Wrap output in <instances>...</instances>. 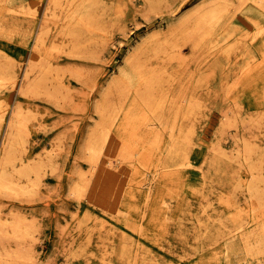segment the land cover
<instances>
[{"label": "rangeland", "instance_id": "obj_1", "mask_svg": "<svg viewBox=\"0 0 264 264\" xmlns=\"http://www.w3.org/2000/svg\"><path fill=\"white\" fill-rule=\"evenodd\" d=\"M213 1L61 0L59 9L50 0H0V155L17 110L25 112L20 118L26 131L15 142L18 152L13 149L12 160L17 161L18 155V161L4 166L5 173L24 190L0 193V231L10 232H0L5 236L0 238V264L6 260L5 251L25 258L12 259L17 264H264L262 254L247 256L243 240L235 234L240 226L239 230L249 227L258 232L264 225V199L249 192L253 184L249 161L241 157L243 145L253 146L251 161L262 164L263 179L254 189L264 198V15L260 27L255 26L245 17L247 7L236 3L228 11L235 24L224 26L223 21L208 33L195 31L194 20L179 26L185 15ZM82 4H92L90 19L80 17ZM86 22L88 29L82 28ZM38 34L44 45L40 52L35 45ZM132 54H138L145 70L160 77L152 95L164 99L157 113L168 126L158 125L161 143L157 145L162 150L169 138L168 127L176 121L180 129L176 128V136L189 140L186 163L177 167L180 171L170 168L176 171L173 181L157 184L150 197L146 188H135L139 181L135 156L129 164L120 158L127 148L116 127L121 112L115 114L116 128L101 117V109L115 113L124 102L114 82L127 69L126 60ZM30 62L37 66L30 77L38 83L28 92L22 78ZM14 70L19 73V87L6 81ZM130 79L132 86L126 92L133 98L141 78ZM188 101L200 106L186 114ZM175 113H179L177 118ZM94 140L104 150L99 149L97 166L91 169ZM151 151L145 163H154L158 149ZM25 167L32 181L37 178L34 170L39 173L35 185L26 182ZM14 215L23 220L22 234L10 227L16 221Z\"/></svg>", "mask_w": 264, "mask_h": 264}, {"label": "bare ground", "instance_id": "obj_2", "mask_svg": "<svg viewBox=\"0 0 264 264\" xmlns=\"http://www.w3.org/2000/svg\"><path fill=\"white\" fill-rule=\"evenodd\" d=\"M66 1V0H65ZM90 1V0H89ZM69 2V1H68ZM67 2V3H68ZM79 3H80V1H78ZM39 3V2H38ZM50 3H52L51 5H56L57 6V8H58V6H59V4L61 3V0H50ZM67 3H64L65 5L67 4ZM84 3V2H83ZM239 4L240 6H242V5H244V8H245V6L247 7V9L245 8L244 10H246L245 11V17H246V19H248L253 25H255V26H259L260 25V23L262 22V17H263V11L262 12H260V11H258V8L257 7H260V9H263L264 10V0H214L213 2H211L210 4H208L207 6H203L201 9H197V11H193V13H191V14H189V15H185L183 18H181L180 20H179V26L181 27V24H184V23H186V22H189V21H191V20H194V26H193V29L195 30V31H202V30H204L205 32L206 31H214V28H216V26L217 25H219L220 23H222L223 21L225 22V24L226 25H224V26H227V25H232V24H235V20L233 19L234 17H233V15L232 14H229L228 13V11L230 12V10H231V8H232V6L234 5V4ZM93 4V3H92ZM92 4L90 5V4H82L81 6H80V8L78 9V13L80 14V17H83L84 19H90V17L93 15L92 14V8H93V6H92ZM97 4V3H96ZM36 5V4H35ZM61 6H62V4H60ZM79 5V4H78ZM206 5V4H205ZM49 6V5H48ZM64 6V5H63ZM65 7V6H64ZM63 7V8H64ZM69 7H70V5H69ZM72 7V6H71ZM24 8V7H23ZM35 8V7H34ZM50 8V7H49ZM66 8V7H65ZM74 8V7H73ZM31 9H33V8H31ZM30 9V12L32 11ZM51 9V8H50ZM53 9V8H52ZM59 9H62V8H60V6H59ZM58 9V10H59ZM12 10V9H11ZM48 10V9H47ZM54 10V9H53ZM66 10V9H65ZM73 10V9H72ZM71 10V11H72ZM243 10V9H242ZM5 11V10H4ZM23 10H21V12H22ZM25 11V10H24ZM36 11V10H35ZM51 11V10H50ZM6 12V11H5ZM29 12V11H28ZM37 12V11H36ZM35 12V13H36ZM49 12V11H48ZM241 12V11H240ZM18 13V12H17ZM25 13V12H24ZM33 13H34V11H33ZM32 13V14H33ZM53 13V12H52ZM13 14V13H12ZM15 14V13H14ZM71 14V13H70ZM20 15V14H19ZM22 15V14H21ZM35 15L36 14H34V17H35ZM50 15V14H49ZM53 15V14H52ZM69 15V14H68ZM82 15V16H81ZM26 16V15H25ZM29 16H30V14H29ZM75 16H76V14H75ZM74 16V17H75ZM196 17V18H193V17ZM19 17V16H18ZM46 17V16H45ZM45 17H43V18H45ZM52 17V16H51ZM68 17H70V16H68ZM79 17V18H80ZM244 17V16H243ZM14 18H16V17H14ZM47 19H48V17H46ZM54 18V17H53ZM59 18V17H58ZM65 18V17H64ZM193 18V19H192ZM236 18V17H235ZM242 18V17H241ZM11 19V18H10ZM26 19V18H25ZM57 19V18H56ZM68 19V18H67ZM73 19V18H72ZM95 19H96V16H95ZM63 20V19H62ZM66 20V19H65ZM64 20V21H65ZM92 20V19H91ZM94 20V19H93ZM45 21V20H44ZM61 21V20H60ZM83 21V20H82ZM81 21V22H82ZM178 20H176V22H177ZM51 22V21H50ZM67 22H69V21H67ZM80 22V23H81ZM89 22H90V20H89ZM44 23V22H43ZM65 23V22H64ZM83 24H84V22H82ZM190 23V22H189ZM48 24V23H47ZM86 24L87 25H83L82 26V28H84V26H88V23L86 22ZM95 24V23H94ZM224 24V23H223ZM223 24H222V26H223ZM44 25V24H43ZM119 25V24H118ZM221 25V24H220ZM80 26V25H79ZM95 26V25H94ZM43 27V26H42ZM66 27H69V26H66ZM65 27V28H66ZM90 26H88L87 28H85V29H88ZM190 27H192V26H190ZM260 27V26H259ZM30 28V27H29ZM64 28V29H65ZM70 28H72V27H70ZM73 29H75V25H74V28ZM182 29V28H181ZM185 29H187V28H185ZM191 29V28H190ZM41 31V30H40ZM48 30H46V32H47ZM64 31V30H63ZM94 31V30H93ZM212 31V32H213ZM229 31H231V30H229ZM32 32V31H31ZM42 32V31H41ZM46 32H43V33H46ZM66 32H67V30H66ZM69 32H71V31H69ZM88 32V31H87ZM92 32V31H91ZM212 32H209L210 33V35H211V33ZM228 32V31H227ZM43 33H41V34H43ZM63 33V32H62ZM72 33H74V32H72ZM71 33V34H72ZM79 33V32H78ZM88 33H90V32H88ZM196 32H194V34H195ZM206 33H208V32H206ZM233 33V32H232ZM65 34V33H64ZM69 34V33H68ZM68 34H67V36H68ZM82 34V33H81ZM91 34V33H90ZM193 34V35H194ZM197 34V33H196ZM202 34V33H201ZM231 34V33H230ZM39 36H37V39H36V42H35V45H36V48H37V50H38V52H40V48H41V45L43 44L42 43V35L40 36V34H38ZM66 35V34H65ZM198 35H200V34H198ZM45 36H47L46 34L44 35V37ZM73 36H74V34H73ZM197 36V35H196ZM200 36H203V35H200ZM227 36H229V35H227ZM43 37V38H44ZM72 37V36H71ZM77 37H79L78 35H77ZM227 38V37H226ZM259 38V37H258ZM80 39V38H79ZM46 40V39H45ZM220 41V40H219ZM46 42V41H45ZM75 42V41H74ZM197 43V42H196ZM44 44H46V43H44ZM165 44V43H164ZM227 44V43H226ZM56 45V44H55ZM168 45V44H167ZM192 45V44H191ZM44 45H42V47H43ZM46 46V45H45ZM65 46V45H64ZM165 46V45H164ZM75 47V46H74ZM35 49V48H34ZM43 50V49H42ZM44 50H45V47H44ZM192 50V49H191ZM197 52V51H196ZM217 52V51H216ZM37 55V54H36ZM133 55V57L131 56L130 58H128L127 60H126V64H127V69H129L130 68V71L129 70H127V69H123L122 71H120V79L118 80V81H116V82H114V83H116L115 85H117L118 87H119V89H120V91H121V95H122V98L124 99V102L121 104V105H119L118 106V111H115V113H114V111H112V112H109V111H107L106 109H101V117H102V121H103V123H108L109 125H111V127H115V125H116V119H117V116L115 115L116 113L117 114H120L119 112H121V121H120V123L116 126L117 127V131L119 132V134L121 135V136H123V138H124V142H127V148L124 150V148H123V151H124V153H125V151H126V153L123 155V157L121 156L122 154H120V152H119V156H121L120 158H122V161L123 162H125L126 160H127V164H129V162L132 160V162H133V158H134V156H135V158H136V163H135V171H137V173L139 174V176H137L138 177V179H139V181H137L135 184V188H137V189H145V194H146V197H150V194H151V192H152V188H155L156 186H157V184H160V183H170V181H173V177H174V175H176V171L175 170H171L170 168H173V167H175V169L179 166V165H182V164H184V163H186V160H185V158L188 156V154H187V151L189 150L188 148V139L185 137V138H182V139H179V137L178 136H176L177 134H175L176 132H178L180 129L179 128H177V126H176V122H174L175 124H171V126H169L168 128H169V138L167 139V141H165V143H163L162 144V150H161V147H159L160 146V144L159 143H161L160 141H161V133H160V131H159V128H158V125H160V126H162V128L164 129H166V127L168 126V125H166V123L164 122L165 120V118H164V116H162L161 114H158L157 112H160V109H161V105H162V101H164V99L163 100H160V99H158V98H160L161 96L160 95H158L159 97H155V95H152V93H153V91L154 90H156V86H157V83H158V80L160 79V77H159V74H157V73H153V71H151L150 70V72L149 71H147V70H145V68H144V66H143V64H139V62H140V60H138V58H137V55L135 56L134 54H132ZM222 55V54H221ZM220 55H218V57H219ZM223 57V56H222ZM221 57V58H222ZM264 56H262L261 58H263ZM39 58V57H38ZM220 58V57H219ZM31 59V58H30ZM40 59H42V58H40ZM160 59V58H159ZM217 59V58H216ZM1 60V59H0ZM5 60V59H4ZM3 60V61H4ZM221 60V59H220ZM45 61V60H44ZM47 61V60H46ZM167 61V60H166ZM260 61V60H259ZM1 62H2V60H1ZM5 62V61H4ZM36 62V61H35ZM40 62H41V60H40ZM160 62V61H159ZM226 62V61H225ZM229 62V61H228ZM38 62H36V64H37ZM46 63V62H45ZM214 63V62H213ZM0 64H3V63H0ZM40 64V63H39ZM46 64H48V63H46ZM217 64V63H216ZM30 69L28 68V69H26L25 70V72H24V75H23V81L26 79V83L24 84L23 83V85L24 86H22L23 87V89H24V91L25 90H31L32 88H34L36 85H37V79H34V80H32V78L30 77V74H31V71H33L34 72V70H35V68L37 67L36 65H35V63H31L30 62ZM49 65V64H48ZM210 65V64H209ZM244 65V64H243ZM43 66V65H42ZM53 66V65H52ZM5 67V66H4ZM39 67H40V65H39ZM43 67H45V65L43 66ZM47 67H49V66H47ZM2 68V67H1ZM16 68V67H15ZM253 68H256V67H253ZM252 68V69H253ZM39 69V68H38ZM47 69V68H46ZM50 69V68H49ZM6 70V69H5ZM18 70V69H17ZM16 70V71H17ZM37 70V69H36ZM51 70V69H50ZM15 70L13 71V73H11V74H9L7 77H6V81L9 83V84H12L13 86H15V84L18 82L17 81V77H18V75L17 74H19V73H17ZM43 71H44V69H43ZM46 71V70H45ZM49 71V70H48ZM60 71V70H59ZM199 71V70H198ZM209 71V70H208ZM51 72V71H50ZM244 72V71H243ZM55 73V72H54ZM60 73V72H59ZM238 73H240V72H238ZM1 74V73H0ZM37 74V73H36ZM41 75H42V73H40ZM34 75V74H33ZM41 75H39V76H41ZM43 75H45V73L43 74ZM43 75H42V77H43ZM46 75H48V74H46ZM49 75H50V73H49ZM48 75V76H49ZM239 75V74H238ZM248 75V74H247ZM38 76V77H39ZM137 77V76H139V79L141 78V84L139 85V84H137L136 86H137V88H135V90L134 91H136V93L134 94V96H133V98H131L130 96H127L128 94V92H126V90H128L129 91V89L131 88V86H132V84H130L131 83V79L130 78H134V77ZM236 76H237V74H236ZM3 77V76H2ZM37 77V78H38ZM64 77V76H63ZM235 77V76H234ZM0 78H1V76H0ZM19 78V77H18ZM47 78V77H46ZM48 79V78H47ZM54 79V78H53ZM136 79H138V78H136ZM180 80V79H179ZM1 81H2V79H1ZM51 81V80H50ZM133 81H135V80H133ZM47 82V81H46ZM1 83V82H0ZM40 83V82H39ZM43 84V83H42ZM48 85H49V83H47ZM47 84H46V86H47ZM17 85V87H19L18 85L19 84H16ZM140 86H141V88H140ZM1 87V86H0ZM6 87V86H5ZM22 87H21V89H22ZM38 87V86H37ZM49 87V86H48ZM56 87V86H55ZM43 88H44V85H43ZM13 89V88H12ZM45 90V89H44ZM51 90V89H50ZM29 92V91H28ZM33 92H35V91H33L32 90V93ZM51 92V91H50ZM20 93H22V92H20ZM38 93V92H37ZM47 93V92H46ZM55 93V92H54ZM154 93H156V92H154ZM26 94V93H25ZM56 94V93H55ZM55 94H53L54 95V98H55ZM156 94H158V93H156ZM161 94V93H160ZM28 95H30V94H28ZM45 95V94H44ZM162 95V94H161ZM164 95V94H163ZM162 95V96H163ZM178 95V94H177ZM26 96V95H25ZM58 97V96H57ZM178 99V98H177ZM189 99V98H188ZM193 99V98H192ZM193 101V100H192ZM191 101V102H192ZM177 103V102H176ZM180 103V102H179ZM193 103V102H192ZM189 103V101H188V104L186 105V107H185V110H184V113H186V111H188L189 112V110H191V111H195L199 106H200V103L198 102V103ZM184 105H185V103H183ZM176 105V104H175ZM102 106V105H101ZM181 106V105H180ZM164 107V106H163ZM184 107V106H183ZM17 108H18V106H17ZM180 108V107H179ZM178 109V108H177ZM15 110V109H14ZM20 110H22V114H23V109H20ZM190 111V112H191ZM179 112V111H178ZM21 113V111H19V110H17L15 113H14V115L12 116L13 117V119H12V121L9 123V125H8V129H9V132H8V134L6 135V140L5 141H7V143H6V145L4 146V147H2V151H3V153L0 155V193H3V192H8V191H18V192H20V191H22V190H24V189H21V188H19V183H17V182H15V181H13L12 179H10V177L5 173V170H4V166H6L5 164H7L8 162H13V161H16V160H12L13 159V155H14V151H13V149H14V147H15V142H18L23 136L21 135V133L23 132H26V131H23V123L24 122H21V116H22V114H20ZM25 113V112H24ZM183 113V114H184ZM198 113V112H197ZM27 114V113H26ZM25 114V115H26ZM176 114V113H175ZM182 114V113H181ZM187 114V113H186ZM25 115H23V117L25 116ZM177 115V116H176ZM175 115V117L177 118L178 117V115H179V113H177ZM30 117V116H29ZM174 117V118H175ZM182 117V116H181ZM180 117V118H181ZM27 118H28V116H27ZM183 118H185V116H183ZM23 119V118H22ZM26 119V118H25ZM30 119V118H29ZM187 119V118H186ZM192 119H193V117H192ZM2 120V119H1ZM0 120V121H1ZM24 120V119H23ZM22 120V121H23ZM175 119H173V121H174ZM177 120V119H176ZM190 120V119H189ZM181 121H182V119H181ZM101 123V122H100ZM98 124V123H97ZM25 125V124H24ZM28 125V124H27ZM99 126H100V124H98ZM102 125V124H101ZM106 126V127H110V126ZM101 127V126H100ZM115 127V128H116ZM226 127H228V126H226ZM97 128H98V126H97ZM102 128V127H101ZM161 128V127H160ZM176 128H177V130H176ZM225 128V127H224ZM98 129H100V128H98ZM104 129V128H103ZM102 129V130H103ZM105 129H107V128H105ZM104 129V130H105ZM103 130V131H104ZM161 130V129H160ZM181 130H182V128H181ZM188 130V129H187ZM192 130V129H191ZM103 131H98V132H103ZM112 131V130H111ZM165 131V130H164ZM189 131V130H188ZM28 133V132H27ZM26 133V134H27ZM94 133V132H93ZM188 133H190V132H188ZM25 134V135H26ZM98 134V133H97ZM102 134V133H101ZM192 134V133H191ZM103 135V134H102ZM109 135H111L110 133H109ZM186 135V134H185ZM27 136V135H26ZM97 136H99V135H97ZM187 136V135H186ZM93 138V137H92ZM94 138H95V136H94ZM97 138H99L100 139V141H101V138H102V140L104 141V139L106 140V138H105V135L104 136H102L101 138L100 137H97ZM122 138V139H123ZM149 138H151V139H149ZM4 140V139H3ZM107 140H109V139H107ZM150 140H153V143H156V144H154L155 145V147H156V145H157V147H156V149H158V151L155 153V161H154V163H145V156H147V152H148V150L149 151H151V150H153L152 149V147H153V143H152V141H150ZM98 141L99 140H94L93 141V143L91 144V147H90V158H89V160H90V163H91V169H93V168H95L96 166H97V157H99V153H101V152H103V150H102V148H103V144H105V143H107V142H105V143H100V145L102 146V148L100 149L99 148V144H98ZM4 142V141H3ZM22 142V141H21ZM91 142V141H90ZM89 142V143H90ZM119 142V141H118ZM123 142V143H124ZM162 142H163V140H162ZM5 143V142H4ZM121 143L122 142H120L119 143V145H121ZM106 145H108V143L106 144ZM24 146V145H23ZM86 146V145H85ZM109 146V145H108ZM122 146H124V144H122ZM19 147V146H18ZM87 147V146H86ZM112 147V146H111ZM116 147V146H115ZM118 147V146H117ZM243 147V150L241 151V153H242V155L243 156H241L242 158H243V160L246 162H248V169L250 170V173H251V175H252V178H251V183L253 182V184H249L250 185V187H249V192L251 193V195H253L255 198H257V199H259V200H263L264 198H263V196L262 195H260V193L258 192V191H256L255 189H254V186H255V183H259V182H262L261 180H263V179H260V164H255V163H252V161H251V153L253 152V146L251 147V146H249V145H243L242 146ZM20 148V147H19ZM106 148H107V146H106ZM221 148V147H220ZM21 149V148H20ZM99 149L100 150H102L101 152H99ZM156 149L153 151V152H155L156 151ZM163 149H164V151H163ZM15 150H17L16 149V147H15ZM27 150V149H26ZM85 150V149H84ZM87 150V149H86ZM108 150V149H107ZM87 151H89V150H87ZM106 151V150H105ZM134 151H135V153H134ZM17 152H18V150H17ZM99 152V153H98ZM152 152V151H151ZM152 152V153H153ZM16 153V152H15ZM23 153V152H22ZM85 153V152H84ZM17 154H21V152L20 153H17ZM16 154V155H17ZM104 154H105V152H104ZM133 154V155H132ZM149 154H150V152H149ZM162 154H164L163 155V157H162ZM21 155H23V154H21ZM101 155V157H102V155L103 154H100ZM106 155V154H105ZM113 155V154H112ZM88 156V155H87ZM114 156V155H113ZM116 156V155H115ZM133 156V157H132ZM154 156L152 157V158H154ZM253 156V155H252ZM15 157V156H14ZM239 157V156H238ZM100 158V157H99ZM116 158V157H115ZM264 158V157H263ZM16 159H17V161H18V155H17V157H16ZM88 159V158H87ZM106 159V158H105ZM108 159V158H107ZM162 159H165V161H166V164H163V160ZM24 160H25V156H24ZM32 160V159H31ZM104 160V159H103ZM111 160V159H110ZM109 160V161H110ZM128 160H130V161H128ZM153 160V159H152ZM151 160V161H152ZM16 161V162H17ZM100 161V160H99ZM102 161V160H101ZM100 161V162H101ZM106 161V160H105ZM134 161V162H135ZM11 162V163H12ZM15 162V163H16ZM102 162H104V161H102ZM121 162V161H120ZM119 162V163H120ZM262 162V161H261ZM10 163V164H11ZM20 163V162H19ZM35 163V162H34ZM40 163V162H39ZM107 163V162H106ZM114 163V162H113ZM113 163H112V165H113ZM13 164V163H12ZM25 164H27V163H25ZM30 164V163H29ZM35 164H37V163H35ZM108 164H109V162H108ZM108 164H106V166H109ZM114 164H116V163H114ZM118 164V163H117ZM122 164V163H121ZM124 164V163H123ZM188 164V163H187ZM214 164H216V163H214ZM32 165V164H31ZM133 165V164H132ZM190 165V164H189ZM188 165V167H190ZM262 165V164H261ZM11 166V165H10ZM104 165L102 164V167H103ZM105 166V167H106ZM124 166V165H123ZM8 167V166H7ZM12 167V166H11ZM28 167V166H27ZM98 167H100V166H98ZM109 167H111V165L109 166ZM130 167V166H129ZM132 167V166H131ZM143 169H142V168ZM9 168V167H8ZM35 168V167H34ZM40 168H41V166H40ZM107 168V167H106ZM106 168H102V169H105L106 170ZM121 168V167H120ZM125 168V167H124ZM180 168H182V167H180ZM185 168V167H184ZM20 170H21V168H19ZM109 168H107V170H108ZM112 169V168H111ZM111 169H110V171H111ZM119 169V168H118ZM167 169V170H166ZM23 170V169H22ZM33 170V169H32ZM97 170H98V168H97ZM100 170V169H99ZM107 170L105 171V172H107ZM125 170V169H124ZM123 170V171H124ZM134 170V169H133ZM177 170H179V168H177ZM182 170V169H181ZM186 170V169H185ZM23 171H25V172H23L24 173V175L23 176H25L26 177V182H28V183H31L32 185H35L36 184V181L38 180V174L39 173H37V170H34V172L36 173V181H35V179H34V181H32V179L34 178H32V179H30L29 177H27L28 176V174H27V169H26V167L24 168V170ZM114 171V170H113ZM119 172H120V170H118ZM180 171V170H179ZM97 172V171H96ZM96 172H95V175H96ZM114 172H116V171H114ZM257 173V175H255V173ZM31 173V172H30ZM107 173H111V174H113L112 173V171L111 172H107ZM122 173V172H121ZM125 174L127 173V172H124ZM129 173V172H128ZM258 173H259V175H258ZM21 174V173H20ZM98 174V173H97ZM106 174V173H105ZM115 174V173H114ZM113 174V175H114ZM118 174H120V173H118ZM21 175V176H22ZM89 175V174H88ZM121 175V174H120ZM119 175V176H120ZM127 176L129 175V174H126ZM131 175V174H130ZM110 176V174H108V178H110L111 179V176ZM117 176V175H116ZM119 176H117V177H119ZM123 176V175H122ZM125 176V175H124ZM20 177V176H19ZM131 177V176H130ZM251 177V176H250ZM16 178V177H15ZM23 178V177H22ZM120 178V177H119ZM118 178V179H119ZM122 178H124V177H122ZM128 178V177H127ZM134 178H136V177H134ZM133 178V180H131L132 182H134V179ZM118 179L116 180V178H115V181H117L118 182ZM126 179V178H125ZM112 180H113V178H112ZM128 180V179H127ZM226 180V179H225ZM22 181V180H21ZM121 181V180H120ZM119 181V182H120ZM123 181H125V180H123ZM38 182V181H37ZM86 182V181H85ZM113 182V181H112ZM250 182V181H249ZM76 183V182H75ZM75 183L73 184V186L75 185ZM101 183H102V181H101ZM114 183V182H113ZM122 183V182H121ZM127 183H129V182H127ZM168 183V184H169ZM177 183V182H176ZM182 183V182H181ZM24 184V183H23ZM25 184H27V183H25ZM122 184H124L125 185V183H122ZM173 184V183H172ZM171 184V185H172ZM178 184V183H177ZM183 184V183H182ZM116 185V184H115ZM176 185V184H175ZM81 186V185H80ZM84 186V185H83ZM82 186V187H83ZM114 186V185H113ZM119 186V185H118ZM131 186V185H130ZM260 186V185H259ZM31 187V186H30ZM77 187V186H76ZM123 187H126V186H123ZM128 188V187H127ZM39 189V188H38ZM76 189V188H75ZM83 189V188H82ZM81 189V190H82ZM111 189V188H110ZM123 189V188H122ZM125 189V188H124ZM123 189V190H124ZM129 189V188H128ZM32 190H33V188H32ZM79 190H80V188H79ZM86 190H88V189H86ZM123 190H121V191H123ZM172 190V189H171ZM125 191V190H124ZM132 191V190H131ZM70 192H71V190H70ZM87 192V191H86ZM85 192V193H86ZM261 192V191H260ZM30 193V192H29ZM78 193H80V191H78ZM82 193V192H81ZM80 193V195L81 196H83L82 194H84V193H82L81 194ZM111 193V192H110ZM74 194H77V190H74ZM121 194H122V192H121ZM121 194H120V196H121ZM131 194V193H130ZM3 195V194H2ZM169 195H171V194H169ZM77 197V196H76ZM79 197V196H78ZM162 197V196H161ZM80 198V197H79ZM122 198V197H121ZM132 198H133V196H132ZM135 198V197H134ZM249 198V197H248ZM112 200H113V198H111ZM167 199V198H166ZM258 200V201H259ZM147 202V201H146ZM149 202V201H148ZM195 202V201H194ZM262 204H263V202H262ZM229 206V205H228ZM147 207V206H146ZM264 207V206H263ZM262 208V207H261ZM264 210V209H263ZM254 213V212H253ZM259 213V212H258ZM3 215H4V213H3ZM248 215V214H247ZM189 216V215H188ZM4 217V216H3ZM17 216H15L14 215V217L13 218H16ZM26 217V216H25ZM18 218V217H17ZM17 218H16V221L15 222H13V225L14 226H10V224H9V226L10 227H13V232L15 231V233L16 234H18L19 232L21 233L22 232V226H21V224H22V222H23V220L22 219H19V220H17ZM19 218H21V217H19ZM11 219V218H10ZM24 219V218H23ZM1 220V219H0ZM4 220V219H3ZM13 221H14V219H12ZM31 221V220H30ZM5 222H6V220H5ZM4 222V223H5ZM26 222V221H25ZM95 222V221H94ZM239 222V221H238ZM2 223H3V221H2ZM3 223V224H4ZM10 223V222H9ZM15 223V224H14ZM28 223V222H27ZM30 223V222H29ZM241 223V222H240ZM25 225H27L26 223H24ZM261 224V223H260ZM4 225H6V223L4 224ZM95 225V224H94ZM240 225H242V224H240ZM30 226V228L32 227L33 228V226H31V225H29ZM96 226V225H95ZM243 226V225H242ZM6 227H7V225H6ZM22 227V228H21ZM36 227V226H35ZM241 227V226H240ZM240 227H237V229H236V233L235 234H237L236 235V237H240V239H242L243 240V245H244V248H245V252H246V254H247V256H255L256 257V255H263L264 256V225H262L261 227H260V229H259V231L258 232H254V231H252V230H248V228L249 227H245L243 230L241 229V230H239L240 229ZM199 228V227H198ZM259 228V227H258ZM2 229V228H1ZM6 229V228H5ZM4 229V230H5ZM12 229V228H11ZM107 229V228H106ZM109 229V228H108ZM3 230V231H4ZM21 230V231H20ZM33 230V229H32ZM3 231H0V232H2V234H3ZM235 231V230H234ZM6 232L7 231H4V234L6 235ZM30 232V231H29ZM8 233V232H7ZM10 233V232H9ZM8 233V234H9ZM24 233H26L25 232V230H24ZM2 234L0 235V238H3V236H2ZM22 234V233H21ZM234 234V235H235ZM24 236H25V234H23ZM22 235V239H23V236ZM101 235V234H100ZM233 235V234H232ZM233 235V236H234ZM2 236V237H1ZM8 236V235H7ZM10 236H12V234H10ZM33 236V235H32ZM126 236V235H125ZM5 237V236H4ZM28 237V236H27ZM14 238V237H13ZM12 238V239H13ZM15 239V238H14ZM22 239H20V240H22ZM25 239H26V237H25ZM1 240V239H0ZM28 240V239H27ZM2 242V241H1ZM0 242V243H1ZM11 242V241H10ZM21 243V242H20ZM99 243V242H98ZM104 245V244H103ZM139 245V244H138ZM142 245V244H141ZM23 247V246H22ZM229 247V246H228ZM231 248H232V246H230ZM229 247V248H230ZM137 248V247H136ZM230 248V249H231ZM253 248H254V250H253ZM21 249V248H20ZM4 250V249H3ZM142 250V249H141ZM4 252V251H3ZM14 253V252H13ZM25 254V253H24ZM3 256H5V259L6 260H4V262L2 263V264H17L15 261L16 260H18V259H25V258H23V256L22 255H20V254H18V252H16L15 254H10L9 252H8V254H6V251H5V254H2ZM28 255V254H27ZM27 255H26V257H27ZM144 258V257H143ZM3 258H1L0 257V260H2ZM12 259H16L15 261H12ZM21 262V261H20ZM24 262V261H23ZM146 263V262H145ZM244 263H245V261H244ZM26 264V263H25ZM251 264V263H250Z\"/></svg>", "mask_w": 264, "mask_h": 264}]
</instances>
